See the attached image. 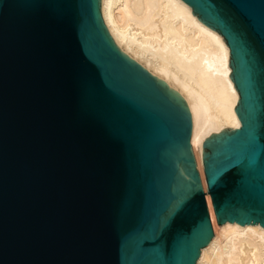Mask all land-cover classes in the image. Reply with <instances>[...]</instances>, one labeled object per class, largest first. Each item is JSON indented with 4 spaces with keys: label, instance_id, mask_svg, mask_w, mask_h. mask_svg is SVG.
I'll return each instance as SVG.
<instances>
[{
    "label": "water",
    "instance_id": "water-1",
    "mask_svg": "<svg viewBox=\"0 0 264 264\" xmlns=\"http://www.w3.org/2000/svg\"><path fill=\"white\" fill-rule=\"evenodd\" d=\"M229 49L238 130L204 142L181 95L115 42L103 0H0V264H195L264 227V0H181Z\"/></svg>",
    "mask_w": 264,
    "mask_h": 264
},
{
    "label": "bare ground",
    "instance_id": "bare-ground-1",
    "mask_svg": "<svg viewBox=\"0 0 264 264\" xmlns=\"http://www.w3.org/2000/svg\"><path fill=\"white\" fill-rule=\"evenodd\" d=\"M103 15L119 48L187 103L189 144L203 184L204 142L241 128L229 49L181 0H103ZM195 264H264V227L230 221L216 226Z\"/></svg>",
    "mask_w": 264,
    "mask_h": 264
}]
</instances>
